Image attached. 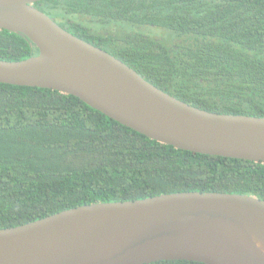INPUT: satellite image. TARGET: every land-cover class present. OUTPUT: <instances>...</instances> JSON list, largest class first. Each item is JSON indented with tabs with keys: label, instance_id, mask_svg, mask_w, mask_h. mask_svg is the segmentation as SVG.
<instances>
[{
	"label": "trees",
	"instance_id": "trees-1",
	"mask_svg": "<svg viewBox=\"0 0 264 264\" xmlns=\"http://www.w3.org/2000/svg\"><path fill=\"white\" fill-rule=\"evenodd\" d=\"M34 5L178 99L219 113L264 116V0ZM38 52L28 37L0 30V59ZM180 191L264 200V163L179 149L75 95L0 82V228L84 204Z\"/></svg>",
	"mask_w": 264,
	"mask_h": 264
},
{
	"label": "water",
	"instance_id": "water-1",
	"mask_svg": "<svg viewBox=\"0 0 264 264\" xmlns=\"http://www.w3.org/2000/svg\"><path fill=\"white\" fill-rule=\"evenodd\" d=\"M41 0H0V30L38 54L0 59V82L72 94L176 148L264 163V116L219 113L160 89L107 50L62 27ZM264 264V200L180 191L94 202L0 228V264Z\"/></svg>",
	"mask_w": 264,
	"mask_h": 264
}]
</instances>
